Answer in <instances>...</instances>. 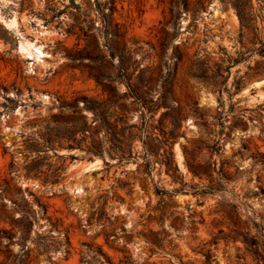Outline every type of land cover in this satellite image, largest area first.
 Returning <instances> with one entry per match:
<instances>
[{
  "label": "rangeland",
  "instance_id": "rangeland-1",
  "mask_svg": "<svg viewBox=\"0 0 264 264\" xmlns=\"http://www.w3.org/2000/svg\"><path fill=\"white\" fill-rule=\"evenodd\" d=\"M263 228L264 0H0V264H264Z\"/></svg>",
  "mask_w": 264,
  "mask_h": 264
},
{
  "label": "trees",
  "instance_id": "trees-1",
  "mask_svg": "<svg viewBox=\"0 0 264 264\" xmlns=\"http://www.w3.org/2000/svg\"><path fill=\"white\" fill-rule=\"evenodd\" d=\"M240 22H243V17L240 13H238ZM129 90L131 91V88L129 87ZM146 147L145 150L146 152H152V150L147 147V145H145ZM94 154H97L99 156H102V151L101 149H96L95 151H92ZM131 151L130 150H122L121 154H120V159H128V156H130ZM127 154V155H126ZM163 155H166L169 159V161L166 163V166L168 167V170L171 168V164H174L173 161V153L171 148L164 150ZM165 157V156H164ZM171 162V163H170ZM186 164L188 169L190 170V172L193 175H201L203 174V171H201L198 165H195L194 163L188 161V159L186 158ZM176 170V168H174ZM264 230V228H263ZM235 236L236 237H240L242 242L245 244L246 246V250L253 255L254 259L257 260V262L263 261L264 262V246L263 243H261L259 241V239L256 236L250 235L249 231H245V232H235ZM264 239V237H263ZM206 259L208 260L209 255L208 253L205 254Z\"/></svg>",
  "mask_w": 264,
  "mask_h": 264
}]
</instances>
